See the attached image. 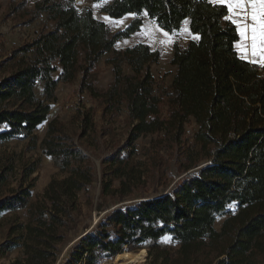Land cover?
Returning <instances> with one entry per match:
<instances>
[{
    "label": "trees",
    "instance_id": "1",
    "mask_svg": "<svg viewBox=\"0 0 264 264\" xmlns=\"http://www.w3.org/2000/svg\"><path fill=\"white\" fill-rule=\"evenodd\" d=\"M103 10L112 18L129 13L137 18L111 33L92 9L79 10L75 0L37 2L34 14L46 13L54 26L15 48L12 71L0 79V141L28 137L48 122L42 150L67 171L34 201L31 184L0 196V217L20 209L28 215L24 258L13 264H56L69 231L83 219L80 195L91 199L96 174L84 138L99 140L104 122L98 126L87 111L77 143L76 134L49 120L58 83L79 75L81 88L101 101L103 119L118 116L125 104L132 122L126 140L102 161L99 208L132 195L139 200L105 214L71 245L60 264H103L144 246L155 252L149 264H264V67L238 54L236 25L225 19L226 9L210 0H112ZM142 14L171 34L191 19L190 30L197 35L185 47L174 43L171 64L176 70L171 84L160 89L152 71L161 58L158 49L145 42L115 48L141 29ZM107 53H112L106 62L114 78L99 91L88 77ZM39 79L45 98L36 93ZM190 120L197 130L187 142ZM148 134L157 141L148 155L149 178L174 175L164 167L165 147L178 173L196 168L169 190L150 195L144 190L147 180L133 164L137 140ZM7 170H0V187L7 182ZM162 185L165 189L168 183ZM221 216L226 218L218 230L215 222ZM165 238L176 243L175 251L160 244ZM17 245L16 239L3 241L0 254Z\"/></svg>",
    "mask_w": 264,
    "mask_h": 264
},
{
    "label": "rangeland",
    "instance_id": "2",
    "mask_svg": "<svg viewBox=\"0 0 264 264\" xmlns=\"http://www.w3.org/2000/svg\"><path fill=\"white\" fill-rule=\"evenodd\" d=\"M40 0H0V79L12 71L14 60H12V51L15 48L22 46L25 43L32 41L38 34L52 28L54 22L49 19L46 13L38 15L34 14L36 4ZM112 0H75L79 10L87 8L92 9L94 15L99 20L105 21L111 31L114 33L125 26L132 20L137 18L136 14L129 13L121 18L110 17L103 8ZM144 18L141 31L130 38L121 39L117 42L115 48L124 50L128 46L141 41H146L152 49H158L161 52V58L157 63L152 64V71L157 79L159 89L168 86L172 82L175 66L171 64L173 54V35H164V32L151 21L146 14L140 15ZM182 35L177 37L180 40ZM178 38V39H179ZM112 53L105 54L96 64L94 70L89 74L88 82L94 85V88L99 91H104L109 87L114 78L113 68L106 62ZM124 69L128 72L130 68L124 65ZM60 71L54 73V77H58ZM44 83L38 80L36 93L38 96L45 98ZM52 109L49 120H55L62 124L67 132L76 134V142H79V132L81 127V116L90 111L95 119V122L100 126L104 122V130L101 129L102 136L92 138L88 136L84 138V151L89 156L94 166L96 179H94L90 193L92 194L89 200L86 196L80 195L82 203L83 219L77 223L68 233L67 241L62 245L61 253L56 261L66 255L72 243L83 232L88 230L95 222L98 221L109 211L115 207L139 200V197L132 195L124 200L111 202L99 208L100 193L102 188L103 176V159L114 150V146L119 142H124L131 128V120L128 110L124 104L118 116L111 117L107 120L102 118V103L99 99L92 97L87 89L81 88V75L72 82L60 81L55 88L50 99ZM162 115L166 116V108H163ZM48 122L41 125L28 137L14 138L8 141H0V170L4 167H9L7 170V182L0 187V196L13 193L20 186L26 187L32 185V200L38 199L45 191L46 187L54 179H61L67 175V171L56 166L50 156L44 154L42 150V142L47 134ZM197 130V124L194 120H190L186 124L185 141L192 142L194 134ZM155 135H143L137 140V151L133 161L134 168L141 175L142 180H147L144 190L150 194L169 190L181 177L186 175L196 168L178 173L177 165L172 159V151L166 147L161 150L164 156V167H169L174 175L166 174L163 180H154L151 177L152 173L149 169L150 158L148 155L154 152ZM149 174V176H148ZM119 180L115 181L117 185ZM168 183V186L163 189V185ZM225 216L219 217L215 222V227L219 230L225 220ZM28 222L27 211L20 209L17 211L5 212L0 217V243L7 239H16L18 245L7 251L5 255L0 254V264H13L18 259L24 258L23 240L26 232V224ZM96 223V224H97ZM94 225V227L96 226ZM93 227V228H94ZM92 228V229H93ZM160 244L173 251L177 245L168 238L162 239ZM134 251L120 253L123 255V260H116V256L103 264H149L154 260L155 252L148 246ZM153 251V254H151ZM137 256L139 259L131 257ZM60 261V262H61ZM125 261V262H124ZM134 261V262H132ZM60 262L58 264H60ZM122 262V263H121Z\"/></svg>",
    "mask_w": 264,
    "mask_h": 264
},
{
    "label": "snow or ice",
    "instance_id": "3",
    "mask_svg": "<svg viewBox=\"0 0 264 264\" xmlns=\"http://www.w3.org/2000/svg\"><path fill=\"white\" fill-rule=\"evenodd\" d=\"M226 9L225 19L237 26L244 40L242 58L264 67V0H210ZM167 36V33H164ZM258 58V59H257Z\"/></svg>",
    "mask_w": 264,
    "mask_h": 264
},
{
    "label": "crops",
    "instance_id": "4",
    "mask_svg": "<svg viewBox=\"0 0 264 264\" xmlns=\"http://www.w3.org/2000/svg\"><path fill=\"white\" fill-rule=\"evenodd\" d=\"M226 20H227V19H226ZM190 23H191V19H187V20L184 22V24H183V26H182V29H181L178 33H176V35H173V39H172L173 46H174V43L177 41L181 47H185L189 40L194 39V38L197 37V35L194 34V33L190 30ZM156 25H157V24H156ZM157 26H158V25H157ZM158 27L162 30V32L167 33L169 36H171V33L165 31V30L162 29L160 26H158ZM236 28H237V26H236ZM140 31H141V30L135 32L133 35H136V34L139 33ZM182 31H184V35H183V38L180 40V38L177 37V34H178L179 36L182 35ZM237 31H238V29H237ZM238 35H239V36H238V40L235 42V49H236V51L238 52V54L242 57V55H241V46L244 45V44L247 43V42H245L244 40H242V38H241V36H240V34H239V31H238ZM178 38H179V39H178ZM141 42H145V43H147L146 41H141ZM147 44H148V43H147ZM249 59H251V57H249V58L246 59V60H249ZM257 59H258V58H257ZM175 70H176V67H175ZM174 73H175V72H174ZM172 79H173V78H172Z\"/></svg>",
    "mask_w": 264,
    "mask_h": 264
},
{
    "label": "water",
    "instance_id": "5",
    "mask_svg": "<svg viewBox=\"0 0 264 264\" xmlns=\"http://www.w3.org/2000/svg\"><path fill=\"white\" fill-rule=\"evenodd\" d=\"M97 222H95L88 230H86L85 232H83L80 236H78V238L75 240L77 241L80 237H82L84 234L88 233L90 230H92V228L94 227V225L96 224ZM74 243V242H73ZM72 243V244H73ZM61 261V258L58 260L57 264Z\"/></svg>",
    "mask_w": 264,
    "mask_h": 264
},
{
    "label": "bare ground",
    "instance_id": "6",
    "mask_svg": "<svg viewBox=\"0 0 264 264\" xmlns=\"http://www.w3.org/2000/svg\"><path fill=\"white\" fill-rule=\"evenodd\" d=\"M117 259H119L120 261H122L123 260V255L122 254H118L117 256H116V260ZM125 262V261H124ZM132 262H134V261H132ZM122 263V262H121Z\"/></svg>",
    "mask_w": 264,
    "mask_h": 264
}]
</instances>
